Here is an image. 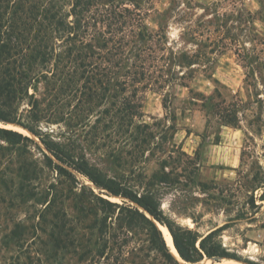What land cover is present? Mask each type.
Segmentation results:
<instances>
[{"label":"rangeland","instance_id":"obj_1","mask_svg":"<svg viewBox=\"0 0 264 264\" xmlns=\"http://www.w3.org/2000/svg\"><path fill=\"white\" fill-rule=\"evenodd\" d=\"M38 4L64 24L47 68L0 98L14 122L0 120V264H168L134 211L153 218L70 159L153 192L199 259L183 260L154 220L179 264H264V0H0V46L19 37L28 52ZM126 101L140 107L130 126ZM163 173L180 184L152 185ZM214 231L207 246L232 258L195 252Z\"/></svg>","mask_w":264,"mask_h":264},{"label":"trees","instance_id":"obj_2","mask_svg":"<svg viewBox=\"0 0 264 264\" xmlns=\"http://www.w3.org/2000/svg\"><path fill=\"white\" fill-rule=\"evenodd\" d=\"M84 3H76V7L83 5ZM91 1H87L86 5L90 6ZM30 22L24 26H29L30 33L33 34L32 43L29 44L25 54L24 50L21 48L22 41L17 37L14 41L10 39L9 44H2L0 46V58H3L5 55L7 56V62L4 66V69L1 71V83H0V98L4 100V102L14 101L17 98V95L21 94L23 89V85L28 84L31 80L36 79L47 67L46 65L50 63L53 59L54 49L50 43L53 39L54 32L58 34V32H62L61 28H63V19L59 17L58 11H54L53 8L48 6H44L41 4L34 5L29 9V17ZM80 28V26H78ZM18 34V33H17ZM1 35V30H0ZM20 35V33H19ZM146 36H143V38ZM14 54L15 57L21 56V61L18 64V60H12L13 57L10 54ZM73 56V51H70L68 55V59ZM83 57L82 54L78 55L76 59L73 57L70 63L76 62V60H81ZM92 57V55H89ZM88 58V56H86ZM57 62H61V59L57 57ZM59 65V64H58ZM81 67V66H80ZM138 68L137 66L134 69ZM137 70V69H136ZM87 72L85 71L84 75ZM134 73V79L139 75L137 71ZM106 74V73H105ZM104 74V77L107 75ZM91 79V77H90ZM20 88H19V87ZM119 86V85H118ZM115 98V96H114ZM8 104H6L7 106ZM116 106V105H115ZM124 110L123 112L125 115L122 116L121 121L129 122L128 125L132 124V120L136 117L138 112V108L135 104L130 101H126L124 103ZM121 109L116 113L120 114ZM220 117L225 118L221 113H219ZM227 118V117H226ZM0 120L7 122V123H14L11 121L10 117L5 114L0 113ZM225 125H233V121H225ZM6 138L11 141L17 142L19 139H23L24 137L11 130H3L2 131ZM176 153V151H173ZM57 154V153H55ZM60 161H63L61 157L55 155ZM184 156V154H183ZM192 163V162H191ZM67 164L76 172L84 174L90 178V180L98 187L107 190L112 196L120 197L126 199L132 203H135L140 208H142L146 213H148L153 220L146 217L145 214L140 213L139 209H135V214L141 216L144 221L149 225L152 231L153 242L155 244L156 251L161 255V257L166 261L168 264L175 263L179 264L178 261L172 255L166 240L163 236V233L159 230L158 226L154 222L157 221L162 226L166 227L172 235L174 246L181 256L183 260L188 263H197L199 259L194 258L182 243L180 236L177 234L174 224L166 217L163 211L160 208V203L156 199V195L153 192H148L144 194H139L138 192L134 191L129 187L122 186L118 184L116 181L109 179L104 180L101 178L96 177L89 171L87 167L76 163L72 159H70ZM165 167V166H164ZM63 172L68 173L66 169H61ZM157 183L160 184H180L178 176L171 178L170 174L163 173L162 175H155L152 178V185ZM113 205L112 203H108ZM216 231L211 232L207 237H205L200 244V251L195 249V252L198 253L201 258L207 256L208 258L220 257V258H232L227 252H225L219 244H213L211 246H207V242L213 238V235Z\"/></svg>","mask_w":264,"mask_h":264},{"label":"bare ground","instance_id":"obj_3","mask_svg":"<svg viewBox=\"0 0 264 264\" xmlns=\"http://www.w3.org/2000/svg\"><path fill=\"white\" fill-rule=\"evenodd\" d=\"M162 230H163V232H164V234H165V237H166V239H167V241H168V244L172 247V246H173V245H172V238H171V236L169 235L167 229L163 227ZM174 251H175V250H174Z\"/></svg>","mask_w":264,"mask_h":264},{"label":"water","instance_id":"obj_4","mask_svg":"<svg viewBox=\"0 0 264 264\" xmlns=\"http://www.w3.org/2000/svg\"><path fill=\"white\" fill-rule=\"evenodd\" d=\"M175 247V246H174Z\"/></svg>","mask_w":264,"mask_h":264}]
</instances>
